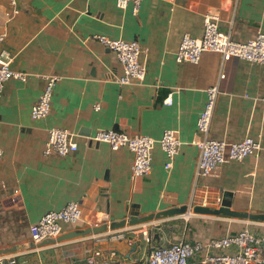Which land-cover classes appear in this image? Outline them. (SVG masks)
<instances>
[{
	"label": "crops",
	"instance_id": "0c3cea01",
	"mask_svg": "<svg viewBox=\"0 0 264 264\" xmlns=\"http://www.w3.org/2000/svg\"><path fill=\"white\" fill-rule=\"evenodd\" d=\"M10 10L9 0H0V34H6L0 54L12 55V69L27 73L28 80L8 81L0 99V257L16 256L17 264H86L97 251H113L116 262L130 264L144 260L150 246L167 242H204L245 229L264 235V221L193 211L206 197L204 207L210 209H219L217 199L223 198L231 200L232 211L264 215V64L224 62L211 52L197 65L175 59L184 34L202 37L206 15L217 17L220 30L238 42L264 32V0H240L237 6L231 0H144L137 15L132 5L120 9L115 0H19V14L7 20ZM95 35L139 41L145 81L113 82L122 66ZM44 75L62 78L49 116L34 120L31 110L43 92ZM212 86H218L219 95L209 137L227 143L250 137L261 150L197 179V122ZM52 128L74 133L78 150L65 158L46 156ZM109 129L155 139L175 130L182 145L173 168H165L166 156L156 146L151 174L133 180L131 151L88 140ZM70 202L80 204L83 222L65 227L64 234L93 228L98 216L114 223L129 220L133 212L142 218L183 206L189 214L158 222V230L167 233L162 243L148 245L147 227L127 225L115 235L32 248L31 226Z\"/></svg>",
	"mask_w": 264,
	"mask_h": 264
},
{
	"label": "built area",
	"instance_id": "2783aa9c",
	"mask_svg": "<svg viewBox=\"0 0 264 264\" xmlns=\"http://www.w3.org/2000/svg\"><path fill=\"white\" fill-rule=\"evenodd\" d=\"M120 9H126L132 5L133 14L137 15L144 0H115ZM237 6L240 0H231ZM11 10L6 13V19L16 17L19 10V0H9ZM6 34H0V45L4 42ZM93 39L100 42L111 50L122 66L121 76H114L113 82L119 85L131 83H143L146 78V66L141 61L144 52L141 43L137 40L111 39L103 35H95ZM211 52L220 54L224 62L238 59L254 64H264V32L257 34L246 42H238L232 39L230 34L220 30L218 18L206 15L204 18L203 34L201 38H194L188 33L184 34L179 48L176 52V62L179 64L200 63L204 53ZM13 56L6 51L0 54V99L5 90L6 83L11 79L22 82L28 80V74L16 72L12 69ZM226 74L222 73L220 79H225ZM59 75H44V89L31 110V117L39 120L49 116L52 108V98L56 84L61 80ZM207 101L201 112L197 130L200 138L195 141L199 150V159L196 177L206 179L220 166L231 161H242L248 157L257 156L261 150L260 142L247 137L239 142L227 143L214 140L209 137L211 124L215 112L217 98L219 95L218 86H212L206 90ZM169 103V100L166 101ZM100 111L101 105L94 106ZM89 141L106 143L112 150L126 148L134 155L131 178L133 180L147 177L152 172V155L156 146H159L166 156L165 168L171 170L174 160L182 145L175 130H166L161 138L155 139L146 135H131L115 129L98 130ZM78 150L75 141V134L67 129L52 128L49 130V137L45 144L44 154L46 156L56 155L65 158ZM3 150L0 147V161L3 158ZM223 198L217 199L221 205ZM200 205L208 206L206 197L199 200ZM187 214L181 216L187 218ZM83 222V212L80 204L68 203L62 210L50 211L30 228V236L33 244H41L46 241L56 240L65 232V227H78ZM154 222L142 224L145 228ZM107 224L106 218L99 217L93 227ZM108 232L115 235L117 231ZM120 234V233H118ZM99 236V235H94ZM144 240L151 244L146 234ZM234 249V253H227V250ZM115 252L107 255L101 251L95 252L87 258L86 264H127L116 262ZM101 260V262H100ZM194 261V262H193ZM0 264H17V257L1 256ZM130 264H264V235L256 236L248 229L223 238L211 239L204 242L190 243L177 241L165 246H150L147 257L141 262Z\"/></svg>",
	"mask_w": 264,
	"mask_h": 264
},
{
	"label": "water",
	"instance_id": "95a60500",
	"mask_svg": "<svg viewBox=\"0 0 264 264\" xmlns=\"http://www.w3.org/2000/svg\"><path fill=\"white\" fill-rule=\"evenodd\" d=\"M231 207H232L231 200L225 199L222 201L221 207L219 209H210L208 207L197 206L193 209V211L195 214L214 215V216L225 215V216L232 217V218L249 219L252 221H259V220L264 221V215H253L249 213L236 212V211H232ZM188 211H189L188 207L183 206L181 208L171 209V210H167V211L160 212L157 214H151L149 216H145L142 218H140L139 216L140 214L138 212H133L129 220H124L121 222H114V223H111L109 226L105 224L99 227H93V228H88L85 230H77V231L69 232V233L63 234L56 240L46 241L38 245L33 244L32 248H42L47 245L56 244L61 241L72 240L78 237L100 235V234H104L108 232L109 230L115 231V230L123 229L127 225L137 226V225H142V224L152 222L154 220L179 217V216H183L187 214ZM16 250L17 249H14L11 252H14ZM9 252H10L9 250L4 251L2 252V254L6 255Z\"/></svg>",
	"mask_w": 264,
	"mask_h": 264
},
{
	"label": "rangeland",
	"instance_id": "374dc122",
	"mask_svg": "<svg viewBox=\"0 0 264 264\" xmlns=\"http://www.w3.org/2000/svg\"><path fill=\"white\" fill-rule=\"evenodd\" d=\"M162 220V219H161ZM152 222H154V223H152V225H150L149 227H148V233H147V235L149 236V239L151 240V242H153V241H156V240H158V242L160 241L161 243H162V241H161V239H160V237H163L164 238V236L167 234V233H165V234H162L159 230H158V228H159V224H158V222H160V220H154V221H152ZM175 222H179V221H175ZM244 231V230H243ZM240 232H242V231H240ZM239 232V233H240ZM238 234V233H237ZM169 243L167 242V243H165L164 244V246L165 245H168ZM143 245L145 246V244L143 243Z\"/></svg>",
	"mask_w": 264,
	"mask_h": 264
}]
</instances>
